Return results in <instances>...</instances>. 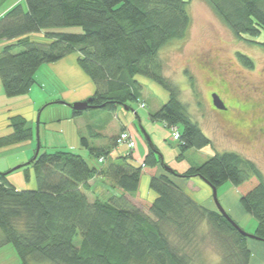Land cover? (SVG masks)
<instances>
[{
    "label": "trees",
    "instance_id": "trees-1",
    "mask_svg": "<svg viewBox=\"0 0 264 264\" xmlns=\"http://www.w3.org/2000/svg\"><path fill=\"white\" fill-rule=\"evenodd\" d=\"M4 2L0 0V13ZM206 2L238 39L264 46V41L245 38L264 29V0ZM186 5L187 0L17 2L0 15V39L12 41L0 50L3 93L7 97L28 93L40 65L75 51L79 68L95 86L90 108L114 112L117 105L136 101L142 89L137 77L149 78L169 97L158 110L149 112V119L178 129L177 158L189 149L211 145L162 74L157 54L166 42L187 33L190 17ZM69 25L81 26L82 31L51 30ZM38 32L43 33L44 41L30 38V33ZM238 58L252 67L246 55L238 53ZM71 112L74 117L84 111ZM7 127L10 132L0 135V148L35 136L22 114L9 115ZM117 136L110 138L107 147H93L86 137L80 138L96 161L103 158L97 167L69 149L39 151L22 163L34 170V189H19L7 179L9 171L0 172V247L11 244L18 264H29V260L46 264H191L193 258L186 250L205 223L220 247L218 264H249L252 253L238 223L194 200L172 178L197 176L216 189L231 182L240 190L243 210L257 221L253 235L264 241V178L250 159L237 152L215 151L202 164L179 173L166 169L152 142L140 165L129 160L132 149L109 160L111 149L119 145ZM143 174L149 175V188L156 193L151 201L139 194ZM94 177L103 178L114 193L89 199L88 180ZM24 178L29 180L28 171ZM77 235L78 245L73 240Z\"/></svg>",
    "mask_w": 264,
    "mask_h": 264
},
{
    "label": "rangeland",
    "instance_id": "rangeland-1",
    "mask_svg": "<svg viewBox=\"0 0 264 264\" xmlns=\"http://www.w3.org/2000/svg\"><path fill=\"white\" fill-rule=\"evenodd\" d=\"M15 2L23 4V0H5L1 6V11H4L10 4L15 5ZM186 8L190 17L187 33L180 39L166 42V45L162 46L157 54L163 65L162 74L175 87L176 95L183 103L187 115L197 123L202 132L211 140V145H206L207 150L204 152L201 148L189 149L184 152L180 159L194 165L202 164L215 151L237 152L241 157L250 159L260 169L264 178V46L250 43L242 38L238 39L222 19L216 15L206 0H187ZM51 30L80 33L82 28L81 26L69 25L59 26ZM29 35L35 41L45 40L42 32L30 33ZM245 38L263 42L264 29L257 36H245ZM8 42L12 41L0 39V50ZM238 53L246 55L252 61L251 68L239 60ZM139 79L142 89L137 100L129 101L124 105H117L114 112L108 109L99 110V108L87 107L84 109L86 110L84 116L76 118L77 116L73 117L72 115L69 103L62 102V104H58L60 102L57 103L56 101L49 104L48 109H44L42 114H39L38 120L36 119L32 123L35 136L31 140L0 148V172L9 171L6 177L17 188L34 189L36 186L34 170L31 165H22V163L28 162L39 151L41 152L44 149L53 151L56 148L69 149L74 153L78 152L83 155L88 164L97 167L99 165L98 160L96 161L93 155L87 154L82 143H80V138L82 136L86 137L88 143L93 145L110 144L109 134L115 133L119 120L127 127L125 131H128L130 135L132 134L134 146L136 144L131 152L137 147L139 148L141 142L149 148L150 143L145 139L144 134L145 132L149 138L147 130H145V118L147 116L149 119V112L158 110L162 105L163 100L160 94L166 101L169 97L168 92L162 86L157 85L149 78L139 76ZM47 81L49 82L45 85V89L51 95L54 93L52 90H58L60 85L53 79ZM32 93V96H37L42 92L36 91L34 87ZM212 93L220 95L226 108L216 109L211 100ZM43 95L46 96L45 93ZM53 109H62L63 112H54ZM90 111H99V115L95 114L91 117L88 113ZM218 113H227L233 125L235 124L237 131L243 137L239 139L237 136H233L232 130L226 123L223 124L224 119ZM25 119L28 123L26 117ZM110 120L116 124V127L112 126ZM85 123L91 124L92 127L87 128ZM151 124L157 126L156 134L163 144L164 159L170 160V153L172 154L173 151L179 153L177 142H170L167 137L169 135L172 139L171 129L164 127L160 121H151ZM44 125H47L50 130L48 137L45 136ZM99 126H102L100 131L102 135L93 136L92 130L99 129ZM103 129L109 134H105ZM9 132L10 128L8 127L0 129V135ZM36 134L39 139L38 151L36 150ZM162 134H166V136L163 137ZM45 139H47L46 144ZM65 142L68 144V148L60 147ZM27 145L29 146L27 147ZM112 149H114V154L118 152L119 154H127L129 151L125 144H120ZM158 151L162 154V150L158 149ZM114 158L115 156L111 155L109 160ZM129 160L135 163L138 162L135 157H129ZM138 163L140 165V162ZM26 171L29 173V180L24 178ZM200 180L203 181L201 178ZM94 186L86 192L89 199H91L90 195L98 190L101 192L96 197L104 199L106 197L103 194L111 190L110 185L101 177ZM189 191L194 197L200 200L203 199L201 193L197 192L196 185L189 188ZM206 191L208 192L207 198L214 206L213 209L217 210L211 187ZM216 191L217 200L231 219L234 215H237L232 210L233 208L238 207L241 211L243 210L239 200L240 190L235 189L231 182L226 181ZM143 210L147 213L146 209L143 208ZM243 212L246 213L244 210ZM246 215L236 218L237 222L240 223L239 226L244 232L253 234L252 231L255 229L257 221L250 214L246 213ZM196 234L193 242L189 244L190 246L186 250L193 258L191 264H218L221 258L220 247L210 234L208 224L203 223L200 225L196 230ZM79 238V235H77L73 239L76 245L79 244ZM250 239L264 243L262 240L247 237V240ZM18 263L19 258L11 244L0 247V264ZM28 263L46 264L31 260Z\"/></svg>",
    "mask_w": 264,
    "mask_h": 264
},
{
    "label": "crops",
    "instance_id": "crops-1",
    "mask_svg": "<svg viewBox=\"0 0 264 264\" xmlns=\"http://www.w3.org/2000/svg\"><path fill=\"white\" fill-rule=\"evenodd\" d=\"M13 5H11V4L8 5L6 7V9H4V11H1L0 15L4 14L5 11H7ZM77 56H78L77 52H74V53H71L70 55H67V56L61 58L59 61L50 62L49 64L40 65L39 68L36 70V73L34 74L35 83L30 87V90L26 94L19 95V96H12V97L8 98L3 93L2 83H0V129L7 127V125H6L7 124V117H9L10 114H22L23 116H25L27 118L28 124L33 126L32 123L36 119L38 120L39 114L40 113L42 114L44 109H48L49 104H52V102L65 101L67 103H73L74 101H84L83 99H86V98L90 97L91 95H93V93L95 91L94 83L92 82L91 79H89V77L86 75V73L82 69L79 68V66L77 64ZM48 79L49 80L53 79L54 81L56 80L55 82L59 83V85H60L58 90H52V91H54V93L51 95L48 93L47 89H45L46 88L45 85H47L49 82V81H47ZM137 79L140 82L139 77H137ZM34 87L36 88V91L39 90L42 93H40V95H37V96H32V94H33L32 89ZM156 91H157V89H156ZM43 93H45L46 96L43 95ZM160 95H161V98L163 100L162 101V104H163L166 100H165V98L162 97V94H160ZM58 104H62V103H58ZM157 108H158V105H157ZM53 110H54V112H63L62 109H53ZM99 110H102V109H99ZM85 111L86 110H84V112L81 115L77 116L76 118H81L82 116H84V113H86ZM98 112L99 111H94V112L90 111L88 113L92 117L95 114L99 115ZM117 117L118 116H116V118ZM114 118H115V116H114ZM117 119L119 120V118H117ZM145 119H146L145 120V130H147V133L149 135L150 140L153 141L152 143L159 150H162V159L171 170L173 169V170L178 171L179 173H183L186 169L193 166L192 164H188V162L185 160L181 161V159H176L178 153H176L175 151H173L172 154L170 153V157H171L170 160H165L164 159L163 144L160 142V140L158 139V135L156 134V132H157L156 127L157 126H155L154 124H151V120L148 119L147 116ZM110 121L112 123V126L116 127V124L112 120H110ZM85 126L87 128L92 127V125L88 124V123H85ZM101 127L102 126H99V129L92 130L93 136L98 137V136L102 135V133L100 132L102 129ZM44 128L46 131L45 136L48 137L49 136L48 133L50 132V130H49L47 125H44ZM123 129H127V127L123 124V122L121 120H119L117 127L115 129V133L110 135L109 133L105 132V129H103V131L105 132V134H109V140H110L111 137L117 136V134ZM162 135H163V137L166 136V134L165 135L162 134ZM167 137L170 140V142L171 141L177 142V141H173L172 139H170L169 135H167ZM46 142H47V139H45V144H46ZM140 144L141 145L139 146V148L137 147V149H135L132 152L131 157H135L136 161L138 160V162H140V164H141L144 156L148 152V146L142 142ZM90 145L93 147H107L109 144H107V145H100V144L93 145L90 143ZM28 146L29 145H27V147ZM135 146H136V144H135ZM135 146H134V148H135ZM60 147L68 148V144L65 142L64 145L63 146L61 145ZM115 147H118V146H115ZM56 149H59V148H56ZM201 149L203 152L207 150L206 146H203V148H201ZM85 150L87 151V149H85ZM87 154H89L88 151H87ZM111 155L112 156L114 155L115 157H117L118 155H121V154H119V152L114 154V149H111L110 156ZM138 162H137V164H139ZM194 165H199V164H194ZM157 171L160 172L161 169L159 168V170H157ZM149 178L150 177L148 174H143L141 176V179L139 182L140 183L139 194L143 198H146V199L151 201L153 198L156 197V193H154L153 190L151 191V189L149 188V183H148ZM172 179L175 182H177L178 185H180V187L183 190H185V192H188L194 200H196L197 202H200L205 207L207 206V207L213 209L214 206L209 201V198H207L208 192L206 190H209V188H210V186L207 182L201 181L200 178H198L197 176H194L191 179H185V178H180V177H173ZM98 180H99V177L98 178L94 177V178L88 180V186H89L88 191H90L92 189V187H95L94 185L96 184V182ZM194 185H196L197 192L201 193V196L203 199L200 200L197 197H194L192 195V193L189 191V188H192ZM88 191H86V192H88ZM99 192H101V191L98 190L97 192L95 191L93 194H91L90 195L91 199H94L97 196V194H99ZM111 192H113L112 189L107 191L106 194H103V196L106 197ZM129 199L132 200L136 205H138L132 197H129ZM232 210L235 211V213L237 214V215H234L235 217L234 216L232 217L235 222H237V219L239 217L247 216L246 213L243 212V210L241 211L240 208H238V207H235ZM237 223H238V225L240 224L239 222H237ZM247 243H248L249 249L252 253L249 264H262V262H264V243L263 242L260 243L258 241L252 240V239L247 240Z\"/></svg>",
    "mask_w": 264,
    "mask_h": 264
},
{
    "label": "water",
    "instance_id": "water-1",
    "mask_svg": "<svg viewBox=\"0 0 264 264\" xmlns=\"http://www.w3.org/2000/svg\"><path fill=\"white\" fill-rule=\"evenodd\" d=\"M90 98H86V99H83L84 101H74L73 103H69L71 109L73 110H78V111H83L85 108L87 107H90ZM57 102H65V101H57ZM212 103L213 105H215L217 108H220V109H223L225 108V105H223L220 97L218 94L216 93H212ZM145 134V139L149 141V143L151 142L147 136V134L144 132ZM37 135V134H36ZM39 139H38V135H37V151L39 149ZM166 169H170L169 167H166ZM206 181V180H205ZM207 182V181H206ZM210 186V185H209ZM211 187V191H213V198H214V201L216 202L217 204V208L219 210V212H221L222 214H224L226 217H228V214L223 210V208L221 207L219 201L217 200V191H216V188L213 187V186H210ZM230 218V216H229ZM231 219V218H230ZM238 229L240 230V232L246 236V237H252V238H255V236L253 234H248L246 232H244L240 226L238 227Z\"/></svg>",
    "mask_w": 264,
    "mask_h": 264
},
{
    "label": "built area",
    "instance_id": "built-area-1",
    "mask_svg": "<svg viewBox=\"0 0 264 264\" xmlns=\"http://www.w3.org/2000/svg\"><path fill=\"white\" fill-rule=\"evenodd\" d=\"M172 133H171V138L175 139V140H179V131L175 126H171L170 127ZM116 142L117 144H125L126 147L129 149H133L134 147V141L130 135V133L128 131H122L118 134L117 138H116ZM103 158L100 157L98 159V162H102Z\"/></svg>",
    "mask_w": 264,
    "mask_h": 264
},
{
    "label": "flooded vegetation",
    "instance_id": "flooded-vegetation-1",
    "mask_svg": "<svg viewBox=\"0 0 264 264\" xmlns=\"http://www.w3.org/2000/svg\"><path fill=\"white\" fill-rule=\"evenodd\" d=\"M219 97H220V95H219ZM220 99H221V97H220ZM211 100H212V99H211ZM221 101H222V99H221ZM222 103H223V101H222ZM223 105H224V103H223ZM214 106H215V105H214ZM215 107H216V106H215ZM225 108H226V106H225ZM216 109H217V110H221L220 108H217V107H216ZM218 114L221 115V116L223 117V119H224L223 124L226 123L227 126L230 127V129H231L232 132H233V136H237L239 139L243 137V136L241 135V133L237 131L236 126H234L235 124L233 125V122L230 120V117H229V115H228L227 113H218Z\"/></svg>",
    "mask_w": 264,
    "mask_h": 264
}]
</instances>
